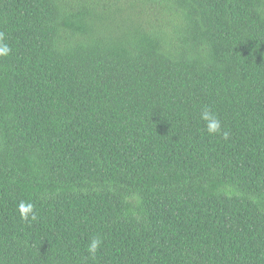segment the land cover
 Masks as SVG:
<instances>
[{"label": "trees", "instance_id": "obj_1", "mask_svg": "<svg viewBox=\"0 0 264 264\" xmlns=\"http://www.w3.org/2000/svg\"><path fill=\"white\" fill-rule=\"evenodd\" d=\"M3 45L0 264H264V0H0Z\"/></svg>", "mask_w": 264, "mask_h": 264}, {"label": "clouds", "instance_id": "obj_2", "mask_svg": "<svg viewBox=\"0 0 264 264\" xmlns=\"http://www.w3.org/2000/svg\"><path fill=\"white\" fill-rule=\"evenodd\" d=\"M10 52V48L6 45L0 46V56H6ZM202 119L205 121L206 129L209 134H218L221 133V123L217 116L209 109L204 107L202 110ZM225 138H227L228 133L223 132ZM18 212L21 218L25 221L36 220V214L34 211V205L31 202L21 201L18 204ZM102 241L100 238L91 239L87 251L90 255L95 256L101 247Z\"/></svg>", "mask_w": 264, "mask_h": 264}]
</instances>
